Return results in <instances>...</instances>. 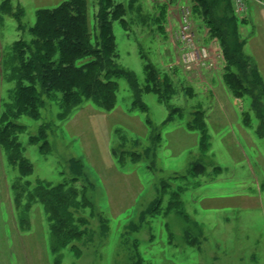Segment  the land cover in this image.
<instances>
[{
  "label": "rangeland",
  "instance_id": "obj_1",
  "mask_svg": "<svg viewBox=\"0 0 264 264\" xmlns=\"http://www.w3.org/2000/svg\"><path fill=\"white\" fill-rule=\"evenodd\" d=\"M66 1L0 0V113L15 85L7 80L15 43L35 49L37 12ZM86 1L94 35L99 5ZM112 4L127 8L111 18L115 64L134 77L140 104L123 77L115 79L111 111L92 102L66 110L59 93L37 86L38 118L12 121L24 130L20 156L31 170L0 147V264H264V138L251 97L235 98L223 79V45L240 44L234 7L228 0ZM247 7L235 11L238 34L264 80V0ZM165 83L174 92L161 99L156 88ZM198 111L204 144L199 127L189 126ZM193 164L204 172L194 174ZM72 188L74 226L83 234L54 255L52 234L71 226L70 205L61 202L67 218L51 217L39 198L53 206L58 191Z\"/></svg>",
  "mask_w": 264,
  "mask_h": 264
},
{
  "label": "trees",
  "instance_id": "obj_2",
  "mask_svg": "<svg viewBox=\"0 0 264 264\" xmlns=\"http://www.w3.org/2000/svg\"><path fill=\"white\" fill-rule=\"evenodd\" d=\"M95 1L99 5V11L96 17V33L94 35L89 28L87 1L69 0L54 9L39 10L37 12L36 24L30 29L35 49L26 46L23 41L15 43L13 57L10 62V68L12 69L7 78L15 85L9 91V100L4 104V110L0 113V147L7 154L12 164L20 162L27 170L32 168L20 156L21 145L18 142V136L24 130L12 121H17L22 117L38 118L41 108L37 90L39 85L49 94L59 93L61 103L66 110L78 107L83 102H92L94 106L101 110L111 111L116 107L117 100L118 84L115 79L123 77L131 85L135 103H139L140 92L137 89L134 77L123 68L120 67L122 71L120 68L118 69L119 66L115 64L117 58L116 43L111 18L126 16L127 8L124 4L114 6L112 0ZM228 1L232 8V1ZM110 8H114V10L109 12ZM232 13L231 22L233 20L234 35L240 44L237 43L233 50L230 46L223 45L225 62H228L223 79L228 90L235 98L240 99L242 94L251 97L252 111L260 123L257 134L264 138V108L262 109L264 83L257 66L244 53L245 42L239 38L233 8ZM209 23L211 22L209 21ZM223 39L222 36V43H224ZM241 56H245L252 63V70L247 68L249 63L241 60L243 59ZM83 61L85 62L83 63ZM234 64L238 65L239 69L243 71H240L241 74H237L238 71L232 70ZM112 66L115 67L112 69ZM249 75L251 78L255 76V81L252 79L253 83L250 82L251 89L250 85H246L248 82L246 77ZM153 78L152 70L148 74V79L152 80ZM258 85L261 88L262 95L255 93ZM156 89L161 92V99L166 98L167 92L170 94L174 92L168 83H165L164 87ZM197 113L199 119L195 122L196 124L191 123L189 126L190 128H195L194 125L199 127L203 132V143L205 138L203 112L198 111ZM190 170L194 174L203 173L204 167L201 164H193ZM77 199L78 193L74 188L70 192L58 191L52 203L53 206H51V202H45L44 197L39 198L40 201L45 203V209L51 217L62 215V217L65 218L66 216L67 218V214H63L61 211V202L68 201L70 205V216L72 218L69 224L71 226L62 230V232L55 230L52 234L50 247L54 255L58 254L61 247L67 248L72 242L81 239L83 233L74 226L75 221L71 213L74 204L78 202ZM172 207L173 205L170 203L169 208L171 210ZM174 207L176 206L174 205ZM158 210L152 211V215L156 214ZM63 223V221L60 222L61 225Z\"/></svg>",
  "mask_w": 264,
  "mask_h": 264
},
{
  "label": "built area",
  "instance_id": "obj_3",
  "mask_svg": "<svg viewBox=\"0 0 264 264\" xmlns=\"http://www.w3.org/2000/svg\"><path fill=\"white\" fill-rule=\"evenodd\" d=\"M233 7L238 15H243L247 12V0H231Z\"/></svg>",
  "mask_w": 264,
  "mask_h": 264
},
{
  "label": "crops",
  "instance_id": "obj_4",
  "mask_svg": "<svg viewBox=\"0 0 264 264\" xmlns=\"http://www.w3.org/2000/svg\"><path fill=\"white\" fill-rule=\"evenodd\" d=\"M232 4V3H231ZM257 66V65H256ZM257 68H258V66H257ZM259 70V69H258ZM261 76V75H260ZM261 78H262V76H261ZM262 80H263V78H262ZM263 83H264V80H263ZM237 99H239V98H237ZM258 127H259V125H258ZM258 129V128H257Z\"/></svg>",
  "mask_w": 264,
  "mask_h": 264
}]
</instances>
